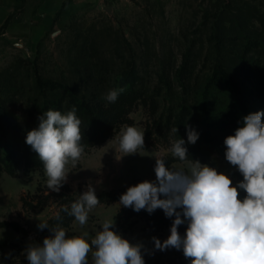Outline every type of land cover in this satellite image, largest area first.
Here are the masks:
<instances>
[{"label": "rangeland", "instance_id": "374dc122", "mask_svg": "<svg viewBox=\"0 0 264 264\" xmlns=\"http://www.w3.org/2000/svg\"><path fill=\"white\" fill-rule=\"evenodd\" d=\"M41 1L14 0L12 20L34 22ZM131 56L138 70L134 89L147 101L138 99L128 106L127 116L130 126L144 132V148L130 155L119 150L124 123L102 143L85 147L77 164L67 166L69 174L60 191H51L44 167L27 162L23 144L27 111L47 93L63 91L43 88V81L66 85L78 97L105 101L110 90L125 89V61ZM218 69L229 71L232 83L223 91L207 90L213 94L208 108L211 114L220 113L234 135L246 115L264 111V0H65L38 41L10 38L0 31V221L19 224V229L0 225V264H29L24 250L44 239L46 228L39 230L38 224L47 222L50 228L57 214L63 217L52 229L63 228L69 237L87 232L90 242L103 222L113 219V230L143 246L145 264H189L191 258L182 249L154 248L152 238L163 242L170 228L149 226L145 216H133L130 225L117 226L123 207L119 199L99 203L84 226L60 212L89 184L95 193H114L155 181L156 158L172 154L170 119L173 122L182 106L193 111L202 105L207 84ZM222 79L217 78L221 83ZM4 113L13 130H8ZM10 133L15 134L12 140ZM227 136L213 133L204 145L213 167L243 179L238 167L225 158ZM13 141L15 171L10 173L5 167L10 158L3 157ZM191 162L176 160L168 167L187 172ZM186 228L178 227L181 236Z\"/></svg>", "mask_w": 264, "mask_h": 264}, {"label": "clouds", "instance_id": "9594fccd", "mask_svg": "<svg viewBox=\"0 0 264 264\" xmlns=\"http://www.w3.org/2000/svg\"><path fill=\"white\" fill-rule=\"evenodd\" d=\"M124 88L112 89L104 97L114 103ZM264 111H256L243 118V125L224 140L225 158L238 167L243 180L233 185L230 177L216 168L193 160L187 172L170 169L164 159L156 158L155 181L145 180L127 188L119 204L149 214L162 209L168 218L175 217L170 235L161 242L153 237L154 248L164 251L182 249L191 264H264ZM38 127L27 132L25 143L42 162L47 177L46 186L59 192L67 181V166L77 164L84 153L81 144V120L76 109L66 114L48 110L38 117ZM172 131L177 133L178 129ZM199 134L189 127L188 143L195 144ZM119 150L124 155L138 153L144 148V132L125 125L118 138ZM172 155L180 161L188 158L185 140L172 143ZM123 155V156H124ZM238 189L246 195L240 198ZM163 197V198H161ZM100 199L89 184L70 210L62 211L73 216L84 226ZM61 217L56 215V219ZM187 222L184 236L178 226ZM114 220L107 219L89 242L88 233L69 237L65 229H50L40 222L38 229L49 228L52 235L43 243L30 244L25 250L29 264H145L142 245L132 244L114 229Z\"/></svg>", "mask_w": 264, "mask_h": 264}, {"label": "trees", "instance_id": "16d2710c", "mask_svg": "<svg viewBox=\"0 0 264 264\" xmlns=\"http://www.w3.org/2000/svg\"><path fill=\"white\" fill-rule=\"evenodd\" d=\"M65 2V1H64ZM12 19V14L8 16L5 23L2 25L0 31L6 27L7 23ZM252 41H249L248 44H251ZM126 73L123 79V86L125 87V91L122 92L116 102L109 103L106 100L103 101L101 98H95L94 96L90 97H78L75 93L69 92V88L64 85L61 87L60 84H57L50 80H44L43 88L46 89H57L63 88L61 92L53 93L51 92L46 94V98L42 100L39 105H35L31 107L26 113L25 124L27 127V132L38 127L39 119L44 112L48 110H58L62 114H66L71 111L73 107L76 109L77 118L81 120V133L82 140L81 144L85 147L100 144L107 138H109L115 130L120 128L124 123L130 126V119L127 116V108L131 104L141 99V101H147L144 96H142L139 92L134 89L135 83L138 81L137 76V64L134 58L131 56L125 61ZM223 76L222 83L217 80ZM230 73L229 71L218 69L215 74L210 78L209 83L207 84L206 91L211 90V87L216 88L217 91H223L228 85H231L230 82ZM38 83H41V78H38ZM42 83V84H43ZM219 95V94H218ZM220 97V95H219ZM211 99H213V94H210L209 91L205 92L203 95V102L200 107L195 108L193 111L189 108L182 106V108L175 114L171 121V127L177 128V133H174L175 140L182 138L185 140V147L188 150V158L189 160H199L202 163H208L212 165L211 161V152L206 146L204 142L209 141L213 136V133H227L231 135L232 132L229 131L227 126L223 125V117L217 114H211L208 106L211 104ZM217 100V98H216ZM1 115V114H0ZM5 120L7 121V128L10 131L13 130L14 126L12 122H9L7 114L4 113ZM172 118V117H170ZM191 127L198 134L199 138L195 144L188 143L187 141V129ZM27 134V133H26ZM15 134L10 133V139L14 138ZM12 140V139H11ZM14 142L11 145V149L6 153V158L3 157V160L9 159L6 162V170L10 173H14L15 171V146ZM18 143V142H17ZM25 145L24 153L26 156V160L30 165L43 167L42 162L39 160V157L34 153L29 145L23 143ZM17 145V144H16ZM164 159L167 166H169L172 162L179 160L175 158L172 154L165 155L162 157ZM218 172H222V169L214 167ZM233 185H237L243 179L231 178ZM240 198L243 199L246 193L242 189H238ZM125 192H114L107 193L101 192L96 193L97 197L101 202L113 201L120 199V196ZM163 198V197H161ZM70 210V206H68ZM64 211L61 210L60 213ZM133 216H145L147 219V223L149 226H152L158 230H162L165 228H171L172 222L175 217L168 218L165 216L162 209H156L153 213L149 214L146 210H141L139 212L134 211L130 207H122L118 212V222L117 226H128L130 225V219ZM60 217H63L60 214ZM61 220V218L59 219ZM53 218L51 222L50 229L55 226L56 222L59 221ZM0 225L7 226L11 225L14 229H19V224L16 222H3L0 221ZM187 226V222L178 226V227ZM45 231H49V228H46L42 234V237H49L51 235V231L47 234H44ZM43 243V242H42ZM41 239H39V244H41ZM191 264V262H189Z\"/></svg>", "mask_w": 264, "mask_h": 264}, {"label": "crops", "instance_id": "0c3cea01", "mask_svg": "<svg viewBox=\"0 0 264 264\" xmlns=\"http://www.w3.org/2000/svg\"><path fill=\"white\" fill-rule=\"evenodd\" d=\"M65 0H42L37 8L38 17L32 20H12L1 31L10 38H25L38 41L46 33L56 13ZM15 9L14 0H0V29Z\"/></svg>", "mask_w": 264, "mask_h": 264}]
</instances>
